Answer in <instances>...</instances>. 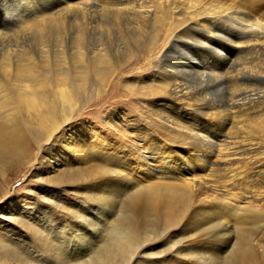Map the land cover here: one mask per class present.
<instances>
[{
	"label": "bare ground",
	"instance_id": "bare-ground-1",
	"mask_svg": "<svg viewBox=\"0 0 264 264\" xmlns=\"http://www.w3.org/2000/svg\"><path fill=\"white\" fill-rule=\"evenodd\" d=\"M2 1L6 2V0ZM28 3L31 11L26 17L20 16L18 18L20 21L15 25L9 24V27L0 24L1 44L8 38L11 40L13 35H15L13 39L16 40L31 31L39 37L38 46L34 49L26 46L30 42L26 44L24 41L25 45L21 46L18 43L13 46V51L5 49L1 53L0 159L4 162L22 163L21 159L29 153L30 143L36 144L41 139L51 144L61 143L64 148L69 149V151L67 149L68 152L76 156V162L77 159L90 163L100 162V165L95 163L98 172L94 177H103L99 182L108 186L104 190L108 193L112 185L117 186L127 179L132 180L130 173L124 172L127 161H121L119 159L121 156H116L117 151L115 154L108 151L104 142L97 138L95 142L103 144L98 148L92 142L90 143L93 145L89 146L87 140L79 138L67 142L63 131L64 125H67L77 107V97L86 103L83 94L87 93L89 97L94 95L95 91L98 94L105 93L113 84V80L120 75V69L134 58L131 54L134 55L138 51L137 40L134 43L133 40L138 39L139 45L142 44L146 38L148 25L156 20L157 15L160 14L158 10L164 8L158 9L157 0H53L52 3L43 7L39 5V1L29 0ZM221 6L222 4L219 7ZM216 8L212 7V9ZM207 11L209 12L210 9ZM210 13L192 20L191 24L196 28L195 30H199V34L196 35L198 37L190 36V32L185 31L188 28L186 26L179 31L180 37L176 41V46L184 50L199 49L200 70H206L204 66L211 64L208 58L211 55H209L210 51L205 47L206 41L218 40L216 43L218 48H211L217 57L221 56L225 45L229 49L232 47L234 53L242 54L233 60L230 59L226 70H221L214 63L212 64L213 72L217 71V74H222L227 78L226 80L230 79L233 82V94L229 103L216 107H213L211 103L210 106L205 104L207 100H204L203 92L197 93L194 90L195 93H193L194 91L183 83L182 76L190 71V65L184 63L181 69L178 67L173 69L171 63L163 60L156 70V75L151 77L153 80L150 79L155 84L153 87L156 94L164 92V96L170 98L167 99L168 103L162 105L163 110H155L148 114L155 120L152 125L158 133L152 134L151 127L129 120V117L126 118L129 114L125 112V119L115 120L113 115H110L106 122L112 133L123 143L124 148L128 149L129 156H132L130 161L135 163L133 169L142 178L135 183L146 186L127 198L126 223L115 233V241L118 244L115 254L117 253L116 256L119 258L125 256L128 250L138 244L137 213L140 209L145 216H152L154 220L162 221L166 225H175L179 218L183 219L189 211V218L193 217L191 211L193 212L195 205L199 206L198 209L205 210L224 204L223 201L228 196L241 212H264V88L262 87L264 84V14L255 9H245L242 12L237 10L224 18L223 23H227L229 27L223 25L222 28L214 21L215 18L210 21L212 18ZM106 18L112 20L115 30L107 28ZM69 27L75 28V36L71 38L72 43L66 41ZM111 33L117 36V45L111 38ZM45 38H49L50 41L54 39L55 44L44 42ZM153 39L151 37L149 41L147 40L148 49L154 46ZM128 42L132 44L133 49L120 48L121 44ZM114 46L119 47L123 52L129 51L123 55V58H119L112 54L115 53ZM224 58H226L225 55ZM198 76L201 85L207 82L206 75L198 74ZM253 80L255 82L252 87L243 86L248 85L246 82ZM259 80L263 83L259 84L257 82ZM23 98L28 104L27 111L34 115L33 123L37 130L30 138L25 134L26 126L22 125L24 121L20 122L17 118L19 117L17 112L19 110L21 112L19 103L23 101ZM182 101L186 102L190 111L187 116L181 117V110L185 111L181 108ZM171 102L172 104H169ZM168 106L169 108L165 109ZM193 113H204L210 129L200 128L202 120ZM260 115L263 118L257 117ZM249 121L254 123L253 126ZM240 123L241 126H239ZM93 130L95 132L97 129ZM209 135H213L210 141L207 140ZM226 135L227 139H225ZM196 141L201 143H195ZM170 142L177 145L174 150L167 145ZM176 156H179L180 160ZM260 161L263 162L259 163ZM244 165L259 166H257L258 169L260 168L258 174L253 175L254 179L246 178L247 173L244 174L241 170L243 168L241 166ZM72 171L75 170L72 169ZM120 172L122 175L125 173L124 177L127 179L118 181L116 174ZM218 172H225L231 179L233 178V184H231L234 188L217 183L216 173ZM238 181H246L245 188H241ZM239 186L240 189H238ZM203 203L205 205H202ZM200 211L195 212L200 213ZM241 217V215L237 217L236 223ZM194 230L197 232L195 235L199 237L200 231ZM244 232L241 233L242 236ZM246 236L245 234L244 238ZM107 249L100 256L101 263L103 260L106 262L114 260L115 254L113 255ZM234 252L236 264H259L255 248L253 250L249 246L241 247ZM261 261L264 264V256Z\"/></svg>",
	"mask_w": 264,
	"mask_h": 264
},
{
	"label": "rangeland",
	"instance_id": "rangeland-1",
	"mask_svg": "<svg viewBox=\"0 0 264 264\" xmlns=\"http://www.w3.org/2000/svg\"><path fill=\"white\" fill-rule=\"evenodd\" d=\"M34 1H39V5L43 7V5L47 6L52 3L53 0ZM28 2L29 0H6V2L1 0L0 24L9 27L12 23L13 25L18 23L20 16L26 17L28 12L31 11ZM221 4L223 8L222 6L219 7ZM157 5L160 6H158V9L164 8L165 10H158V14H160L157 15V21L155 20L148 25L146 38L143 41L141 40V45H139L140 40H133V43L137 40L138 51L134 55L131 54L134 58L129 64H125L120 69V75L113 80L114 87H112V84L105 93L98 94L95 91V94L89 97L86 95L87 93L83 94L86 103L77 97V107H75L67 125H64L63 130L67 142L79 138L87 140L89 146L95 144L98 148L105 144L108 151L114 152V154L117 151L116 156H121L122 158L119 157L121 161H127L124 172H129L132 180L135 181L132 182V180L124 177L125 173L122 175L120 172V174H116L118 181L127 180L120 182L117 186L112 185L110 191L105 193V187L108 188V186L99 182L103 177H94L98 172L96 165H100V162L90 163L89 161L85 162L83 159H77L76 162V156L68 152V148H64L61 143L57 142L47 143L44 139L36 144L30 143L29 153L21 159L22 163L4 162L0 159V264H100V256L106 252L107 248L113 255L115 254L118 249L115 233L120 230L121 226H124L128 217L127 198L130 194H134L146 186L145 184L138 185V183H135L142 180V178L133 169L135 163L130 161L132 156H129L128 149L124 148L123 143L112 133L106 122L110 115H113L115 120H122L121 118H124L125 112L129 114L126 116V118H130L129 120L151 127L152 134L158 133L152 125L155 120L149 117L148 114L155 110H163L164 106L162 105L168 103L167 99H170L164 96V92L159 95L156 94L153 87L155 84L151 81L153 80L151 77L156 75V70L163 60L171 63L173 69L177 67L181 69L184 63L190 65V71L182 76L183 83L192 91L203 92L204 100L209 101H206L205 104L210 106L211 103L213 107H216L229 103L233 94V82L230 79L226 80L227 78L223 77L222 74H217V71L213 72V69H211L212 64L214 63L221 70H226L228 68L226 67L227 62L230 59L240 57L242 54H239V52L234 53L232 47L229 49L225 45L221 56L217 57L214 54L215 51L212 52L211 48H218L216 45L218 40L206 41L205 47L210 51L209 55H211L208 58L211 64L204 66L206 70H200V50L197 48L184 50L176 46V41L180 37L179 31L188 26L185 31H189L192 37H198L196 35L199 34V30H195L196 28L191 22L195 18L209 15L210 12V16H212L210 21L215 18L214 21L218 23L219 27L223 28V25L229 27L227 23H223V20L231 12L255 9V11L264 14V0H157ZM212 7L217 8L212 9ZM207 9H210V11L208 12ZM105 20L107 28L115 30L112 20L109 18ZM72 26L75 27L73 24ZM75 28H68L67 42H73L71 38L75 36ZM111 35L117 45V36L114 33H111ZM14 36L11 40L8 38L3 41L5 43H0V57L5 49L13 51V46L18 43L22 46V44L25 45V43L30 42L29 45H26L30 46V49L38 46L39 37L35 36L34 31L27 32L25 36L22 35L16 40L13 39ZM151 37L154 38L152 41L154 46L148 49L147 42ZM24 41L26 42L24 43ZM44 42L55 44V40L51 39L50 41L49 38H45ZM104 42L107 43V41ZM196 45L200 44L196 43ZM120 48L133 49V46L128 42L124 45L121 44ZM122 49L114 46L113 51L115 53L112 54L123 58V55L128 53L129 50L123 52ZM224 55L227 59L224 58ZM198 74L200 76L206 75L207 82L201 85ZM253 82L255 81L246 82L248 85L243 86L252 87ZM257 82L259 84L263 83L260 80ZM90 99L91 101H89ZM182 102L181 108L185 111L181 110V117L187 116L188 111H190V107L187 106L186 102ZM169 104H172V102ZM19 105L21 112L20 110L17 112L19 113L17 118L20 122L24 121L22 125L26 126L25 134L30 138L33 133L37 132L33 123L34 115L29 110L27 111L26 99L23 98ZM168 108L169 106L165 107V109ZM193 114L202 120L200 121V128L204 130L209 128L204 113ZM257 117L263 118L261 115ZM240 120L242 121L241 118ZM249 123L252 126L254 124L251 121ZM239 126H241V123ZM92 128L97 130L94 132ZM210 133L214 134V132ZM212 136L209 135L207 140H212ZM96 138L104 143L95 142ZM225 139H227V135ZM195 143L200 144L201 142L196 141ZM167 145L169 148L171 147V150L177 147L173 142ZM210 147L212 148V146ZM176 157L180 158L179 156ZM95 163L97 164L95 165ZM248 166H241L243 167L241 170L244 174L247 173L246 178L254 179L255 176L253 175L258 174L260 168L258 169V165V167L253 165L254 168L252 165ZM72 169L75 171H72ZM216 180L221 185L234 188L232 185L233 178L231 179L225 172L216 173ZM238 184L241 188H245L246 181H238ZM240 186L238 189H240ZM218 202L220 203V201ZM223 203L205 210L198 209L199 206L195 205L193 212L191 211L193 217L189 218V211L188 217L185 216L183 219L180 217L175 225H166L162 221L154 220L152 216H150L151 218L149 215L145 216L140 209L137 213L139 227L136 236L138 244L136 243V246L128 250L125 256L119 258L116 253L114 260L110 262L103 260L101 264H236L237 259L233 252L237 248L248 246L253 250L255 248L259 264H263L261 260L264 256V212H241L229 196L224 199ZM195 211H200V213ZM240 215L242 217L236 223V219ZM193 227L200 231L199 237L195 235L197 232ZM243 232L248 238L241 235ZM229 237L232 238L231 241ZM246 240H249V243ZM244 243L248 244H245V246ZM150 245L153 246L150 247ZM3 248H6V250H3Z\"/></svg>",
	"mask_w": 264,
	"mask_h": 264
}]
</instances>
